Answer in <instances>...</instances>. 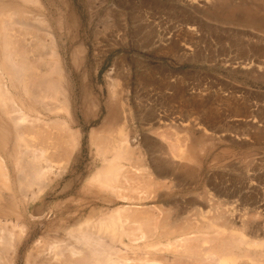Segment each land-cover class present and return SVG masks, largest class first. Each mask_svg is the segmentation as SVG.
<instances>
[{
    "label": "rangeland",
    "instance_id": "obj_1",
    "mask_svg": "<svg viewBox=\"0 0 264 264\" xmlns=\"http://www.w3.org/2000/svg\"><path fill=\"white\" fill-rule=\"evenodd\" d=\"M0 1L5 3L6 0ZM7 1L8 3L5 4L9 5L10 8L13 6V11L17 8L20 9L14 6L19 4V0H16L17 3L14 0ZM20 1L31 10L32 17L41 15L45 18L49 27L44 26V29L47 30L43 32V27L41 28V25L38 24L35 25L34 22H31L33 25L30 23L27 27L11 23L14 26L10 30L18 26L17 29L20 31V27H24L20 33L25 34L26 39L29 35V39L25 40L24 36L19 34L15 28V31L10 35L13 34L18 45L14 40L12 41V35L9 36L12 37L9 41L12 45H9L11 52L9 49L7 51L11 55L13 48H16L19 52L22 51V57L25 53L26 56L24 57L26 58L30 51L37 49L36 56L34 52L31 53V62H28L29 56L27 57L28 60L26 58L29 65V63L38 60L37 57L40 58L46 54L44 52L47 50H49L48 54L57 50L59 55L50 53L52 56L48 57L51 58L50 60L44 55L45 57L39 59L40 62L37 63L36 61V65L35 63L31 65L36 68L44 61L42 63H46L47 66V63L51 61V65L41 66L42 68L38 66L37 68L48 69L49 66L52 67L49 69L52 70V73L49 74L63 82L60 83L58 79L57 83L60 84L57 86L62 84L64 87V90L58 88L56 90L59 92L54 91L53 93H58L61 97L57 94V99L61 98V100L63 99L62 102L67 103L64 106V103L61 104V100L50 99V96L42 99L36 90H28L26 95L25 90H23L24 87H20V89L13 87L11 91L9 78L6 77L3 80L7 87L9 86V91L17 103L32 118H34V112L36 114L38 110L40 115H43L42 117H47L46 120L43 118L38 123L35 121V126L26 125L30 130L31 127H36V130L38 132L40 130L42 134L37 131L35 134L32 132L33 135L31 134V136H34L32 138L27 133L26 137L32 139H28V141L24 137L25 141L27 140L29 143L28 146H26L27 144L22 145L20 155L22 154L24 159L33 158V162L44 165L45 159L49 160V157L54 153L53 146L57 145L56 142L67 141L66 143L70 142L69 146L73 147H68L70 148L68 152L72 150V153L70 152L66 158L68 159L67 162L64 158L62 160L64 159L65 162L60 160V157L58 160L62 162L59 163L57 160V164L54 163L57 168L53 166L54 168L52 167L49 171L51 172L50 175L48 172L47 175L49 176L46 178L43 189L39 190L37 186L33 185L34 189L29 188V185L27 192L24 190L25 200L20 198L21 201L19 202V199L13 205L14 213L15 211L16 213L19 212L18 215L15 213L19 216V220H12L15 221L14 225L16 226L13 236L16 237L13 243L15 248L13 247L14 249L12 248L5 254L2 264H73L74 262L65 261L71 257L69 253L67 259H62L64 255L59 257L61 260L57 256L51 257L49 246L52 243L58 244L60 241L63 245L66 242L72 243L80 238L89 240L90 247L100 248L99 250L102 252H99L100 255L97 259L101 261L95 260V262H103L102 264H107L105 260H107L108 253H110V256L107 257L109 264L112 262L113 264H165L168 258L170 260L167 261V264H177L178 262L181 264L186 261L187 257V261L194 262L182 264H196L199 261L196 259L198 256H195L198 251L192 255L195 256V260L192 259L193 257L189 259V255L191 256L192 253L189 251L197 246H201L204 250L205 248L208 250V247L212 249L213 245H209L213 244L214 240H211L210 243L207 242L209 245L206 243L210 239L209 236L212 237V235L203 234L208 235V238L202 237L203 239L206 237V241H204L206 238L203 240L199 236L200 234L199 237L196 235L197 240L194 239V236L193 238L190 237L191 240L186 239L187 241L184 238H177L178 243L174 239L164 238L163 234L168 233L169 229L171 231L172 226L178 225L176 218L191 214L188 217L195 220L198 216L192 215L195 214L194 212L197 214L204 213L207 216L211 215L207 218H212L213 221L221 217V220L217 221L219 223L216 221L215 223L222 226L225 216V218L227 217L226 222L230 226V221L227 220H230L231 213L237 215L242 212L244 217L247 214V220L250 219V222L260 217H262L261 220L257 221L263 220L264 0H38L39 2L34 0L36 3L33 0V2ZM10 2L12 4H9ZM5 4L2 5L0 2V8L6 6ZM30 25L32 33L28 27ZM7 27H10V24H7ZM34 28L39 30L34 31ZM48 29L51 30L50 34H54L56 37L55 39L54 36L53 38L51 36L54 41L51 39L49 42L50 36H48L49 39H44L45 34L47 35L49 32ZM26 30H29L27 32L30 33L27 34ZM36 33L40 35L37 36L38 38L35 37ZM50 34L48 33V35ZM20 36H22V40L19 39ZM41 37L45 40L42 45H40ZM33 38L34 41L39 42H35L38 44L36 49L20 50L22 41H26L25 44L31 41L26 48L27 50L32 49ZM13 42L17 46H13ZM51 42L56 45L55 48L51 46L53 44L47 46ZM21 44L25 48L24 42ZM3 45V42L0 41L1 64L3 59L9 58L5 56L6 49L2 48ZM38 46L42 47L38 48ZM3 51L5 52L4 56L2 55ZM38 51L40 56L37 55ZM19 52L18 54L21 55ZM34 57L36 58L33 61ZM12 58H10L12 61L14 58L18 59V63L16 60L14 61L19 64L20 58L15 56ZM52 62L61 64H58V70L55 69L57 65H52L54 64ZM35 68H31L32 70L29 71L28 67L26 71L33 72ZM61 68L62 75L59 73ZM37 70L40 72V69ZM53 71L59 73V76ZM28 83L30 84V81L24 84L26 88ZM17 88L20 93L15 91ZM34 93L38 99L33 98ZM54 94L51 93L50 95L53 96ZM39 98L41 103L38 101ZM42 100L45 102L49 100L51 104L59 101L60 105H58L63 106L60 108L61 110H58L60 115L56 111L57 109L49 103L46 105L47 108L43 107L45 102L42 103ZM48 107H51L49 109H52V113L48 111ZM45 109L48 113L45 112ZM53 111H56V114ZM60 118L61 120H59ZM56 120L59 121L55 122ZM45 121L51 122L48 124ZM52 121L59 126L60 123L63 124L60 127L63 128L62 131L56 128V124L54 129ZM41 122L45 124L42 126ZM37 125L41 128L46 127L44 130L47 129V131L52 129L58 133L61 132L59 136L56 134L57 138L61 134L64 137L61 136V141L60 138L56 140L55 135H50L49 131L39 129ZM64 128L66 129L65 132ZM31 131H34L33 128ZM127 132L130 135H127ZM40 134L50 135L48 139L54 138L52 140L56 144L51 146L52 140H45L47 137L42 136L43 138L38 139L36 136H41ZM68 134L70 137H65ZM71 137L73 138L72 142L67 140ZM41 138H45V142H42ZM34 141L39 142L38 145L41 144L40 141L42 143L51 142L50 145L46 144V146L52 147L51 152L53 153L47 151L49 155L44 156V160L41 159L40 154L44 152L43 155H45V150L48 147L44 146L45 144H42L44 148L37 144L38 147H36ZM118 143L125 144L127 147L130 146L131 149L130 147L124 149H130L128 151L131 153L124 152L123 147L125 145L121 148L122 145ZM115 144L121 145L120 148L123 149L122 152L124 153L123 156L121 154L123 158L114 161L112 160L114 152L121 151L119 148L117 150ZM29 145H32L34 149L40 147L45 150L39 149L40 154H38V151L35 150L37 151L35 153L34 149L31 148L32 146L29 147ZM169 146H172V149ZM159 147L160 150L157 149ZM168 147L169 152L167 151ZM50 148L49 150H51ZM98 148L102 150H98ZM30 149L31 153L36 155H28L31 154ZM162 150L167 157L159 153ZM166 151L171 154L170 158L173 156L176 159L175 155L180 154L181 156L179 151H183L182 156L184 158L179 157V159L181 158V165L178 170L179 159L176 161L177 165L175 161L172 162L173 157L169 162V154ZM174 152L178 153L175 154ZM191 153L193 154L191 155ZM38 156L44 162H41L40 159L36 161ZM157 156L163 159L160 160ZM153 158L157 160L155 159V161ZM185 158L189 161H184ZM166 160L169 164L171 163L169 170H167L169 164ZM112 161L113 164L110 167ZM161 161H164L163 164L166 162L164 169L161 167L159 169V165L162 164ZM183 161L187 163H182ZM163 164L161 165L162 168ZM116 167L123 168L117 170ZM114 169L116 172H113ZM107 170L109 173L106 172ZM158 170L160 173L164 170L162 175H165V179L155 174V171L159 172ZM105 173H108V179L110 178L109 174L114 179L118 176V179H115L116 181L113 179L112 182L110 178L109 183L107 177L105 179ZM114 175L115 177H112ZM103 179L107 180L108 183ZM123 179L130 181L126 182ZM147 182L149 183L147 184ZM172 182L174 183L172 184ZM160 183L163 185L160 186ZM155 186L157 189L154 188ZM160 187H164L163 190ZM157 191L160 193L159 195ZM217 200H219V205L227 203V207L226 205L218 206L215 203ZM230 202L231 205L229 206ZM227 208L229 209L227 210ZM237 210L239 212L234 213ZM111 211L112 216L108 215L111 214ZM117 211L119 212L116 217L113 213ZM217 212H220V216ZM225 213L226 215L222 216ZM173 214L176 216L179 214V216L176 217ZM103 216L112 219L103 220ZM250 217H253L252 220ZM183 222L180 223L183 224ZM224 225L226 224L224 223ZM239 225L234 226L237 229L238 227L243 229L249 238L248 226ZM137 226L141 227L138 228ZM244 228H247L248 232L244 231ZM161 229L162 231H160ZM126 230L127 233L125 234ZM164 230L166 233H163ZM111 241L113 242L111 243ZM91 242H93L92 245ZM202 242L203 245L206 243V246L203 247ZM215 243L217 242L215 241ZM215 243L214 247L216 246ZM64 246L66 247V245ZM61 247L59 248L61 249ZM65 247L64 249H66ZM198 247L197 249L200 251L201 247ZM113 250L114 253H112ZM209 250L208 252H214V249ZM64 251L66 256L67 250ZM220 254H222L221 251L218 255ZM83 256L87 257L85 254ZM83 256H77L75 260L72 257L71 259L76 263V260L79 259L83 263L81 261V259L85 260ZM91 258L90 263L86 259L87 264H94V257ZM179 258L185 260L178 261ZM63 260L65 262H62Z\"/></svg>",
    "mask_w": 264,
    "mask_h": 264
},
{
    "label": "bare ground",
    "instance_id": "obj_2",
    "mask_svg": "<svg viewBox=\"0 0 264 264\" xmlns=\"http://www.w3.org/2000/svg\"><path fill=\"white\" fill-rule=\"evenodd\" d=\"M5 1V0H4ZM10 1H13V0H10ZM15 2H16V0H14ZM24 1V0H23ZM29 1H31V2H33L32 0H28L27 2H29ZM36 1H38V0H36ZM36 1H34V3H36ZM1 2V4L2 5H4L6 2L8 3V1L6 0L5 1V3L4 2H2V1H0ZM19 2V4H16V5H14V6H17V7H19L20 9H18L17 7V9H15L14 11H13V9H12V7L10 8L9 7V5H6V6H2V8H0V41L1 42H3V47L2 48H5L6 50H5V52H6V54H5V52L4 53H2V55L4 56V54H5V56H7V57H9L8 59H3V62H2V64L0 63V264H2V263H4V259H3V257L5 256V254L8 252V251H11L12 250V248L14 247L13 245V243H14V241H15V239H16V237H13L14 236V230H15V225H14V222L12 221L13 219H18L19 220V216H17L18 215V213H16V211H15V213L17 214H15L14 213V211L12 210V208H13V205L15 204V202L16 201H18L20 198L22 199V198H24V200H25V195H24V190H25V192H27L26 190H28L30 187H32V185L33 186H37L38 187V189L40 190V189H43V187L45 186L44 184L46 183V178H47V176H49L50 175V173L51 172H49L51 169H52V167L54 166V163H56L57 164V162L59 161L58 159H60V157H61V159L60 160H62V158H64V159H66V158H68V155L70 154V152L72 151H70V152H68L69 151V149L71 148V147H73V146H69V143H66L67 141H61V136L62 137H64V135H62L61 134V136L59 137L60 138V141L61 142H56L57 143V145H55V146H53L54 145V141L52 140V139H54V138H52V136L53 135H55L56 136V134H58V136L60 135L59 133H61V132H56L55 130L53 131L52 129H50V130H48L49 131V134L51 135V134H53L52 136H51V138L52 139H50V141L52 140V143L51 142H46V143H42V142H45V140H47L48 139V137H50V135L48 136V134H47V136L45 135H41L42 134V132H40V130H39V132L41 133L40 135L41 136H36V137H38V139H40V137H47L45 140L44 139H42L41 141H40V143L41 144H39L40 146H42L43 148H44V146H46V144H49L50 145V143H51V146H53V148H54V150H53V152H51L52 151V147L50 148V146L49 145H47L46 147H48V149L47 150H45V149H42V148H40L39 147V149H42L41 151H43V150H45L46 151V153H45V155H43L44 154V152H43V154H40L39 153V149H37L36 147H38L39 145H38V143H36L37 141H39L38 139H37V141L34 143L35 145H36V147H35V149H34V147L32 146V145H29V147H31V148H33L34 149V151L35 150H37V151H35V153L37 152L38 154H40V156L42 157L41 159H43L44 158V156H48L49 155V152H51V157H49L50 159L49 160H46L45 159V162H44V165L43 164H38V162L37 163H35V161L33 162V158H29L28 157V159H24V157H22V154L20 155V151H21V147H22V145L24 144V145H26V146H28V139H32L34 136H31V134H32V132H33V134H35L36 132L35 131H37L36 130V127L34 128V127H31V130H32V128H33V130L34 131H31L30 130V128L29 127H26V125L28 124V125H33V126H35L34 124H36V122L35 121H37V123H38V121L40 122L43 118H45V117H42L40 114V112H39V110H38V112L35 114V112H34V118H32L31 117V115L28 113V112H26L25 110H24V108L23 107H21L18 103H17V101L14 99V97H13V95H12V93L9 91V86H10V90H11V88L13 89V87L14 88H16V87H19V89H20V87H24L23 88V90H25L24 92H26L25 94L27 95V91L28 90H36V91H38L39 93H40V95H41V97H42V99H45L47 96L49 97L50 96V99H56V101L57 100H61V98L60 99H57V94L58 93H53L54 91H58V90H56V89H58V88H60V90H61V88H63V90H64V87L62 86V84L60 85V86H57V84H60V83H63V82H60L61 80L59 79V82L60 83H57L58 82V79L55 77V76H51L49 73L51 72L52 73V70L50 71L49 69H51L52 67H50L49 66V68L47 69H41L42 67L41 66H43V67H47L49 64L51 65V61L49 62V63H47L48 65L46 66V63L44 64V63H42V62H44V61H42L41 63H40V65H38L39 67H41V68H37V69H40V72H39V70H37L35 67H33V65H31V64H34L36 61H37V63L38 62H40L39 61V59H41L42 57H45L44 55H46L47 57L46 58H48L49 56H51L50 55V53L51 54H54V53H56L57 54V50L56 51H54V52H50L49 54L47 53V52H49V50H47V52H44V53H46V54H43L40 58L39 57H37L38 58V60H35V58L36 57H34V59H33V61H34V63H29V65L27 64V60H28V56H29V61L28 62H31V59L32 58H30V56H31V53L33 54V52H34V55L36 56V51H37V49H36V45H38V44H35V42L37 41H34L35 39V37H37V36H40V35H38L37 33V35L33 38V42H34V45H35V48H34V45L32 44L31 46H33V48L31 49H29V50H27V45L29 46V43L31 42V41H29L28 42V44H25V42L26 41H22V42H24V46H25V48L23 47V45L20 43V47L22 46L23 47V49H21L20 48V50H24V49H26V51H30V50H33V49H36V50H34V51H30L29 53L30 54H28L27 52V54H28V56L26 57L27 58V60H26V58L24 57V56H26V54L24 53V56L22 57V51L21 52H19L16 48H13L14 50L12 51V53H11V55H10V50H11V46H10V48H9V45L11 44L12 45V43H10L9 41H11L10 39H12V37H13V39H12V41L15 39L16 40V38L13 36V34H11L12 35V37L10 38L9 36H11L10 35V33H13L14 31H15V28L17 29V28H19L18 26H16L12 31L10 30V28L11 27H13L14 25H12L11 23H15V24H19V25H21V26H26L27 27V25H29L31 22L33 23L34 22V24L35 25H41L40 27L42 28L43 27V29H42V31L43 32H45L47 29H44L45 27L44 26H46V27H49L48 26V24H47V21H46V19L45 18H43V17H41V15H39V16H34V17H32L31 16V14H30V11L31 10H29V8L27 7V5L25 6L24 4H23V2L22 3H20L21 1L19 0L18 1ZM27 2H26V4H27ZM39 2V1H38ZM38 2H37V4H38ZM4 3V4H3ZM17 3V2H16ZM209 3V2H208ZM9 4H12L11 2L9 3ZM37 4H35V5H37ZM40 4V3H39ZM7 8V9H6ZM14 8V7H13ZM34 10V9H33ZM39 10V9H38ZM31 13H33V12H31ZM35 15V14H34ZM36 15H38V14H36ZM43 16V15H42ZM31 19H33V21H31ZM31 23V25H33ZM7 24L9 25L10 24V27H7ZM12 25V26H11ZM31 25L30 26H28L29 28L31 27ZM34 27H36V26H34ZM39 27V29H40V31H41V28ZM24 28V27H23ZM22 27H20V31H21V29H23ZM10 30V32H8L9 30ZM26 29V28H25ZM31 29V28H30ZM29 29V30H30ZM38 29V28H37ZM36 29V30H37ZM38 29V30H39ZM18 31H19V29H17ZM29 30H26V32L27 31H29ZM34 31H36L35 30V28L33 29ZM45 30V31H44ZM49 30V29H48ZM192 30V29H191ZM20 31H19V34H22V36H24L23 35V33H20ZM33 31V32H34ZM39 31V32H40ZM50 31L51 30H49V34H50ZM22 32V31H21ZM31 33H32V29H31V31H30ZM30 32H27V34H29ZM38 32V33H39ZM48 33H47V35L45 34V40L46 39H49V42L51 41V39L53 38V36H54V34L53 35H48ZM16 34V33H15ZM14 34V35H15ZM39 34H41V33H39ZM44 35V34H43ZM16 36V35H15ZM17 36H19V35H17ZM22 36H20L19 37V39H23V38H25V36L22 38ZM42 36V35H41ZM47 36V37H46ZM48 36H50L49 38H48ZM51 36H52V38H51ZM28 37H29V35H28ZM27 37V39H29ZM55 37V36H54ZM38 38V37H37ZM40 38V37H39ZM26 38H25V40H27ZM55 39H56V37H55ZM14 40V41H15ZM20 40V41H21ZM41 44L40 45H42V42H44L45 40H43V37H41ZM53 41H54V39H52ZM52 41V42H53ZM16 42V44L18 45V42L17 41H15ZM38 42V41H37ZM48 42V43H49ZM50 43V44H47V46H50L51 44H53V43ZM27 43V42H26ZM39 43V42H38ZM13 44H14V42H13ZM46 44V43H45ZM55 44H56V42H55ZM17 45H13V46H17ZM44 46V45H43ZM51 46H53L54 48H55V46L56 45H51ZM27 47V48H26ZM42 46H38V48H41ZM19 48V47H18ZM44 48V47H43ZM47 48H49V47H47ZM76 48V47H75ZM7 49H9V53H8V51H7ZM46 49V48H45ZM44 49V50H45ZM50 49V48H49ZM53 49V48H52ZM16 50H17V53H16ZM39 51H40V49H38ZM42 50V49H41ZM39 51H38V53H37V55L38 56H40L39 54L41 53V51H40V53H39ZM252 51V50H251ZM18 52L21 54V55H19L18 54ZM24 52V51H23ZM48 54V55H47ZM56 54H54V55H56ZM73 54V53H72ZM1 55V56H2ZM13 55V56H12ZM33 55V56H34ZM53 55V57H55ZM57 55H59V53L57 54ZM74 55V54H73ZM17 57V58H20L19 60H20V62H19V64H17L18 63V59L16 60L15 58H14V60H16L17 61V63L13 60L12 61V57ZM52 57V56H51ZM57 57V56H56ZM6 58V57H5ZM10 58H12L11 60H10ZM58 58V57H57ZM1 59V58H0ZM49 59V58H48ZM51 59V58H50ZM49 59V60H50ZM78 60V59H77ZM32 61V62H33ZM71 61V60H70ZM46 62V61H45ZM48 62V61H47ZM60 62V61H59ZM59 62H58V64H59ZM52 63H54V62H52ZM21 64V66H18V65H20ZM43 64V65H42ZM55 64L57 65V68H55V69H59V67H58V64L57 63H54V64H52V65H54L55 66ZM28 65V66H27ZM35 65H36V63H35ZM34 65V66H35ZM59 65H61V64H59ZM17 66V67H16ZM26 66H27V68H26ZM53 66V67H54ZM19 67H20V69H19ZM28 67H29V71L30 70H32L31 68H35L34 70H33V72L31 71V72H28V71H26L27 69H28ZM61 67V66H60ZM54 68H53V70H55ZM57 70H55V71H57ZM61 72H59L60 74L63 72L62 71V68H61V70H60ZM53 73H56V72H54L53 71ZM58 73V74H59ZM47 74H49V75H47ZM57 73H56V75H58ZM55 75V74H54ZM62 75V74H61ZM59 76V75H58ZM67 76V75H66ZM6 77H8L9 79L8 80H10L9 82L11 83V84H9V86L7 87V85L5 84V81H3L4 79H6ZM56 79H55V78ZM28 81H30V84L28 83V86H27V88L24 86V84H25V82L27 83ZM64 81V80H63ZM64 85V84H63ZM56 86H57V88H56ZM65 86V85H64ZM18 88L15 90V91H17V90H19ZM55 89V90H54ZM62 90V91H63ZM67 90V89H66ZM12 91V90H11ZM14 91V90H13ZM21 91H22V89H21ZM17 92H19L20 93V91H17ZM23 92V93H24ZM35 92V91H34ZM38 92L36 93L37 95H38ZM59 92V91H58ZM52 93V94H54L53 96L52 95H50V94ZM63 93V92H62ZM16 94V93H15ZM35 94V93H34ZM33 95V98L35 99V97L38 99V97H37V95ZM49 94V95H48ZM65 94H66V92H65ZM39 95V96H40ZM59 95V94H58ZM22 96V95H21ZM30 96V95H29ZM51 96H52V98H51ZM60 96V95H59ZM61 97V96H60ZM24 98V97H23ZM59 98V97H58ZM64 98V97H63ZM67 98V97H66ZM30 99V98H29ZM63 100V99H62ZM62 100H61V102H62ZM66 100V99H65ZM39 103H41V100H40V98H39ZM43 102L42 103H44L45 102V100H42ZM51 101V100H50ZM54 101V100H53ZM59 101H58V103L57 102H54V104L52 103H50L49 102V100H48V102H47V100H46V102H45V106H43V107H45V108H47L46 107V105L49 103V104H51V106L53 105V107H55V109H57L56 111L58 112V110H61L60 108L61 107H63L62 105L61 106H59L60 105V103H59ZM52 102V101H51ZM66 102H68V101H66ZM55 103L58 105V107H57V105L55 106ZM64 103V101L61 103V104H63ZM67 104V103H66ZM66 104L64 103V106H66ZM22 105H23V103H22ZM34 106V105H33ZM52 107V108H53ZM49 108H51V107H48V111L50 112L51 110L49 109ZM55 109H53V110H55ZM62 109H65V108H62ZM66 109H67V107H66ZM41 111V110H40ZM44 111V110H43ZM48 111L45 109V112H47L48 113ZM56 111L54 112L53 111V113H55L56 114ZM42 112V111H41ZM51 113H52V111H51ZM58 114H59V112H58ZM65 114V113H64ZM50 116H52L51 114H49ZM60 115V114H59ZM45 116V115H44ZM47 116V115H46ZM54 116H56V115H54ZM53 116V117H54ZM63 116V115H62ZM57 117V116H56ZM55 117V118H56ZM59 117V116H58ZM114 117V116H113ZM32 118V119H31ZM67 118V117H66ZM47 119V117L45 118V120ZM53 119V118H52ZM51 119V120H52ZM50 120V119H49ZM59 120H61V118L59 119ZM59 120H56L55 122H57V121H59ZM66 120V119H65ZM68 120V119H67ZM66 120V121H67ZM45 122H47V121H45ZM51 121H49V123H50ZM53 123V121H52V126H53V128L55 129V124L57 125V123ZM69 123H70V121H68ZM48 123V122H47ZM48 123V124H49ZM41 124H42V122H41ZM43 124H45V123H43ZM43 124H42V126H43ZM47 125V124H46ZM63 125V124H62ZM62 125H61V123H60V126H59V124L57 125V126H59V127H57L56 126V128H58L59 130H61L62 131V129L60 128V127H62ZM71 125V124H70ZM51 126V125H50ZM37 127H38V125H37ZM64 127V126H63ZM39 129H45L44 127L43 128H41V126L40 127H38ZM37 128V129H38ZM50 128H52V127H50ZM66 128V127H65ZM64 128V132L66 131V129ZM28 130V131H27ZM30 130V131H29ZM42 131V130H41ZM44 131H46V132H48L47 131V129L46 130H44ZM52 133H51V132ZM71 131V130H70ZM24 132H26V133H24ZM31 132V133H30ZM38 132V131H37ZM38 132V133H39ZM56 132V133H55ZM27 133H29L28 135H29V137H32V138H27L26 137V135H27ZM67 133H70V132H67ZM128 133V132H127ZM129 133H131L130 131H129ZM127 134V135H130V134ZM32 134V135H33ZM65 134V133H64ZM134 134V133H133ZM38 135V134H37ZM58 136H56V140L58 139L59 140V138H57ZM66 136H69V134L68 135H65V137ZM28 140H26L25 141V138ZM35 137V138H36ZM70 137V136H69ZM124 137V136H123ZM226 137V136H225ZM131 139H132V137H130ZM48 139V140H49ZM72 137H71V139L70 138H68L67 140H71V142H72ZM134 139V138H133ZM135 139H137V138H135ZM34 140V139H33ZM33 140H31L32 142H33ZM62 140H63V138H62ZM103 140V139H102ZM130 140V139H129ZM143 140V139H142ZM25 141V143H23ZM105 142H106V140H104ZM113 141V140H112ZM135 141V140H134ZM31 142V143H32ZM104 142V143H105ZM115 142H116V140H115ZM119 142V141H118ZM55 143V144H56ZM66 143V144H65ZM117 143V142H116ZM129 143H131V142H129ZM33 144V143H32ZM44 146H43V145ZM71 144V143H70ZM101 144H103V143H101ZM118 144H121V143H118ZM118 144L116 145L117 147V150H119V149H121L125 144H121V145H119L118 146ZM134 144V143H133ZM107 145V144H106ZM174 146H176L175 144H173ZM120 146H121V148H120ZM184 146V145H183ZM182 146V147H183ZM45 147V148H46ZM68 147H70V148H68ZM101 147V146H100ZM127 147V145H125L124 147H123V149L124 148H126ZM128 147H130V146H128ZM127 147V148H128ZM170 147V146H169ZM169 147L167 148V151H168V149H169ZM172 147V146H171ZM170 147V148H171ZM180 147H181V145H180ZM27 148V147H26ZM49 148L51 149V150H49ZM102 149H103V147H101ZM101 148H98V150L100 149V150H102ZM119 148V149H118ZM29 149V148H28ZM27 149V150H28ZM32 149V150H33ZM115 149V148H114ZM123 149H121V151L120 152H117V151H115L114 152V156L111 154V156H113L114 158H112V160H116V159H121V158H123L122 156H123V153L124 152H126V151H128V150H130L131 149V147H130V149H127V150H125L124 149V152H122L123 151ZM155 149V148H154ZM157 149H159L160 150V147L159 148H157ZM163 149V148H162ZM172 149V148H171ZM170 149V150H171ZM174 149V148H173ZM177 149H178V147H177ZM177 149H176V151H177ZM164 150V149H163ZM163 150L161 151V152H159V153H161V154H163ZM188 150V149H187ZM34 151H32V152H34ZM47 151H49V152H47ZM112 151H114V150H112ZM166 151V152H167ZM172 151V150H171ZM174 151V150H173ZM129 152V151H128ZM169 152V151H168ZM167 152V153H168ZM183 151H179V153H181V156H180V154L177 156V155H175L176 157H177V159L176 158H174L173 156V160L170 158V156H171V154H169V158L168 159H170V161L169 162H171V160H172V162L173 161H175V164L177 163L176 161L179 159V157H181V158H184L183 156H182V153ZM30 153H31V149H30ZM42 153V152H41ZM48 153V154H47ZM72 153V152H71ZM129 153H131V152H129ZM175 154L176 153H178V152H174ZM186 153V152H185ZM188 153V152H187ZM27 154H28V151H27ZM121 154H122V156H121ZM126 154H128V153H126ZM160 154V155H161ZM173 154V153H172ZM193 153H191V155H192ZM28 155H30V156H32V155H36V154H28ZM27 155V156H28ZM43 155V156H42ZM99 155H101V154H99ZM164 156H166L165 154H163ZM174 155V154H173ZM191 155H189V156H191ZM26 156V155H25ZM36 157V156H35ZM70 157V156H69ZM158 157V156H157ZM161 157H163L162 155H161ZM167 157V156H166ZM192 157V156H191ZM195 157V156H194ZM14 160H13V159ZM26 158V157H25ZM159 158V157H158ZM180 158V159H181ZM186 158H188V157H186ZM184 159V161L186 160H188V159ZM31 159H32V162H31ZM38 159V160H37ZM37 159H36V161H39V159H40V157L38 156L37 157ZM41 159H40V161H41ZM64 159L62 160V161H64ZM111 159V158H110ZM109 159V160H110ZM154 159V158H153ZM156 159V158H155ZM154 159V160H155ZM160 159V158H159ZM163 159V158H162ZM162 159H160V160H162ZM176 159V160H175ZM179 159V160H180ZM189 159H191V158H189ZM193 159V158H192ZM13 160V161H12ZM35 160V159H34ZM58 160V161H57ZM67 160L68 159H66L65 161L67 162ZM153 160V161H154ZM157 160V159H156ZM155 160V161H156ZM164 160H165V157H164ZM178 160V162H179V164L177 165L178 166V168H177V170L179 169V167H180V165H181V160L179 161ZM41 161V162H42ZM61 161V162H62ZM64 161V162H65ZM108 161V160H107ZM182 162V163H187V162ZM189 161V160H188ZM60 161H59V163H61ZM126 162V161H125ZM160 162V161H159ZM158 162V163H159ZM164 162V161H163ZM163 162L161 161V163L163 164ZM166 162H167V160H166ZM166 162L163 164V168H162V164H160L159 165V169H160V167H161V169H164V167L166 166L165 164H166ZM169 162H167L168 164H169ZM45 163H48V164H46L45 165ZM58 163V164H59ZM188 163H190V162H188ZM113 164V161H112V163L109 165L110 167H111V165ZM154 164V163H153ZM167 164V165H168ZM171 164V163H170ZM170 164H169V166H167L168 167V169L167 170H169V167H170ZM172 165L173 166H175L173 163H172ZM184 165V164H183ZM108 166V167H109ZM132 166V165H131ZM172 166V168H174ZM54 167H56V166H54ZM53 167V168H54ZM124 167V166H123ZM123 167H116L117 168V170H118V168H119V170H121V168H123ZM154 167V166H153ZM57 168V167H56ZM125 168V167H124ZM126 168H128V167H126ZM158 168V167H157ZM171 168V167H170ZM166 169V168H165ZM183 169H185V170H187V168H184L183 167ZM115 170V169H114ZM57 171V170H56ZM111 171H113V170H111ZM110 171V172H111ZM159 171V170H158ZM164 171V170H163ZM162 171V172H163ZM48 172H49V175H47L48 174ZM106 172H108V170L106 171ZM113 172H116V170L115 171H113ZM120 172V171H119ZM136 172V171H135ZM156 173V175L157 176H159V177H162V178H164L165 179V175L163 174L162 175V172L160 173V171L159 172H157V171H155ZM190 172V171H189ZM109 173V172H108ZM108 173H105L104 175H105V179H106V177H107V180L109 181V179L111 178V176H110V174H109V179H108ZM175 173H176V171H175ZM188 173V172H187ZM171 174V173H170ZM191 174V173H190ZM98 175H99V173H98ZM107 175V176H106ZM172 175V174H171ZM128 176V175H127ZM131 176V175H130ZM164 176V177H163ZM192 176H194V175H192ZM112 177H115V175L114 176H112ZM118 177V176H117ZM117 177H115V179H118ZM149 177V176H148ZM159 177H157V178H159ZM97 178V177H96ZM123 178V177H122ZM133 178H134V176H133ZM166 178H168V177H166ZM99 179V178H98ZM105 179H103V181L105 180ZM112 179V180H111ZM110 179V181H114L115 179L114 178H111ZM114 179V180H113ZM127 179V178H126ZM130 179V178H129ZM132 179V178H131ZM130 179V180H131ZM140 179V178H139ZM138 179V180H139ZM143 179V178H142ZM149 179V178H148ZM151 179V178H150ZM156 179V178H155ZM154 179V180H155ZM182 179V178H181ZM192 179V178H191ZM48 180V179H47ZM107 180H105L107 183H108V181ZM122 180V179H121ZM123 180H125V179H123ZM130 180H127V181H130ZM143 180H145V179H143ZM172 180H174V179H172ZM183 180V179H182ZM102 181V182H103ZM110 181H109V183H110ZM116 181V180H115ZM126 181V180H125ZM126 181V182H127ZM136 181H137V179H136ZM147 181V180H146ZM146 181H145V183H146ZM164 181V180H163ZM179 181V180H178ZM177 181V182H178ZM181 181V180H180ZM193 181V180H192ZM251 181V180H250ZM106 182H103V183H106ZM160 182H162V181H160ZM166 182V181H165ZM194 182V181H193ZM122 183H124V182H122ZM136 183V182H135ZM144 183V184H145ZM149 182H147V184H148ZM158 183H159V181H158ZM167 183V182H166ZM171 183V182H170ZM174 182H172V184H173ZM176 183V182H175ZM181 183V182H180ZM190 183V182H189ZM113 184H116V183H113ZM118 184V183H117ZM183 184H184V182H183ZM188 184V183H187ZM194 184V183H193ZM196 184V183H195ZM30 185V186H29ZM121 185V184H120ZM124 185H125V183H124ZM123 185V186H124ZM133 185V184H132ZM154 185H155V183H154ZM156 185H157V183H156ZM163 185V184H162ZM161 185V183H160V186H162ZM167 185V184H166ZM177 185V184H176ZM182 185V184H181ZM188 185H190V184H188ZM192 185V184H191ZM251 185V184H250ZM28 186H29V188H28ZM136 186V185H135ZM145 186V185H144ZM147 186V185H146ZM130 187V186H129ZM157 187H158V185H157ZM168 187H169V185H168ZM33 188V187H32ZM113 188V187H112ZM147 188V187H146ZM149 188V187H148ZM154 188H156V186L154 187ZM160 188H162V190H163V188L164 187H160ZM205 188V187H204ZM243 188H245V187H243ZM242 188V189H243ZM254 188V187H253ZM252 188V189H253ZM34 189V188H33ZM35 189H37V188H35ZM104 189V188H103ZM105 189H108V188H105ZM118 189V188H117ZM134 189V188H133ZM157 189V188H156ZM209 189V188H208ZM246 189H247V187H246ZM250 189V188H249ZM109 190V189H108ZM115 190H116V188H115ZM241 190V189H240ZM36 191V190H35ZM159 191H161V189H159ZM219 191V190H218ZM117 192V191H116ZM116 192H114V193H116ZM217 192V191H216ZM220 192H222L223 193V191H221L220 190ZM249 192V191H248ZM29 193V192H28ZM110 193V192H109ZM113 193V192H112ZM111 193V194H112ZM161 193H163V192H161ZM26 194V196H27V193H25ZM155 194V193H154ZM157 194L159 195L160 193H158V191H157ZM203 194H205V193H203ZM224 194V193H223ZM236 194V193H235ZM156 195V194H155ZM164 195V194H163ZM238 195V194H237ZM114 196V195H113ZM220 196V195H219ZM225 196V195H224ZM156 197H157V195H156ZM163 197H165V195L163 196ZM198 197H200V196H198ZM201 197H202V195H201ZM211 198V197H210ZM219 198V197H218ZM227 198V197H226ZM21 199L19 200V202L21 201ZM158 199H159V197H158ZM220 199V198H219ZM197 200H199V199H197ZM211 200V199H210ZM161 201V200H160ZM195 201H196V199H195ZM201 201V200H200ZM219 200H217V202H215V203H219L218 202ZM229 201V200H228ZM232 201V200H231ZM26 202V201H25ZM24 202V203H25ZM202 202V201H201ZM209 202V201H208ZM224 202V201H223ZM223 202H221V203H223ZM227 202V201H226ZM225 202V203H226ZM22 203V202H21ZM27 203V202H26ZM26 203H25V205H26ZM203 203H205V202H203ZM211 203H212V200H211ZM210 203V204H211ZM19 204V203H18ZM202 204V203H201ZM210 204H208V205H210ZM220 204V203H219ZM218 204V206H223V205H226V204H224L223 203V205L221 204V205H219ZM233 204V203H232ZM216 205V204H215ZM228 205V204H227ZM227 205H226V207H227ZM231 205V202H230V204H229V206ZM19 206V205H18ZM23 206V205H22ZM194 206V205H193ZM200 206V205H199ZM228 206V207H229ZM238 206H241V205H238ZM260 206V205H259ZM24 207V206H23ZM191 207H192V205H191ZM258 207V206H257ZM202 208V207H201ZM205 208H207L206 206H205ZM216 209H217V207H215ZM224 208V207H223ZM230 208V207H229ZM229 208H227V210L229 209ZM203 209V208H202ZM215 209V210H216ZM259 209V208H258ZM125 210V209H124ZM182 210H184V209H182ZM187 210H189V209H187ZM186 210V211H187ZM194 210V209H193ZM235 210H236V208H235ZM252 210V209H251ZM113 211V210H112ZM112 211H111V214L109 213L108 215H110V216H112ZM181 211V210H180ZM185 211V212H186ZM192 211V210H191ZM190 211V212H191ZM199 211H201V210H199ZM206 211V210H205ZM210 211H211V209H210ZM218 211V210H217ZM257 211V210H256ZM109 212V211H108ZM118 212L119 211H117V212H114L113 214H115V216L117 215L118 216ZM178 212V211H177ZM177 212H176V214H177ZM182 213H183V211H181ZM224 212H226V211H224ZM223 212V213H224ZM229 211H227V213H228ZM237 212H239L238 210L237 211H235L234 213H237ZM244 212V211H243ZM258 212V211H257ZM256 212V213H257ZM173 213H174V210H173ZM188 213V212H187ZM195 214H192V215H195V216H198V218L196 219L195 218V220L194 219H192V218H190V217H188V215L189 214H187V216L185 217L184 215H183V217L181 216V217H178L179 216V214L176 216V215H174V216H176V217H178V218H176L177 219V221L176 222H178L177 224L178 225H175V226H172V228H171V231H170V229H169V232L168 233H166V231L164 230L163 231V233H166V234H163V236H164V238H167V239H174V240H176L177 238H184L185 239V241H187L188 239H190L191 240V238L190 237H192L193 238V236H194V239L195 240H197L196 239V235L198 236L199 234V236L202 238L203 236H206V235H203V234H206V233H208V234H210V235H212V237H210L209 236V238L210 239H208L207 240V238L204 240L203 238V240L204 241H206V243L208 242V243H210L211 242V240H214L213 242L215 243V241L217 242V243H215V247H214V243L213 244H211V245H209L208 243V245L209 246H212L213 248L212 249H210L209 247H208V250L209 251H211V250H213L214 252H208V250L205 248V250H204V248H202L201 246H199V247H201L200 249V251H199V249H197V247L196 248H192V250L194 249V250H196V251H192L191 249V251H189V253L190 252H192L191 253V256L189 255V259H191L192 257V259H194L195 258V256H198V257H196V259H197V261L199 262H197L198 264H204V263H206V264H264V218H263V222L261 221H257V220H261L260 218H262V217H260L259 219H257V220H252V218L255 216H253L252 218H251V222H250V219H248L247 220V214H245L246 216L244 217V215H242L243 213L241 212V214H240V212L237 214V215H233V213H231L232 215H231V218H230V220H227V221H230L229 222V225L230 226H228V223L226 222V218H225V216H224V221H222V222H224L226 225H224V223H223V225L222 226H220V225H217L216 223H219V222H217L219 219L221 220V217H219V219L217 220V218H216V216H214L216 219H214V221H213V219L212 218H207V217H211V215L210 216H207V215H205L204 213H196V212H194ZM211 213H212V211H211ZM218 213V212H217ZM220 213V212H219ZM218 213V215L220 216V214ZM262 213V212H261ZM103 214H105V213H103ZM181 214V213H180ZM184 214V213H183ZM186 214V213H185ZM229 214V213H228ZM259 214H260V211H259ZM167 215V214H166ZM168 215H169V213H168ZM223 215H226V213L225 214H222V216ZM22 216V215H21ZM109 216V217H110ZM116 216V217H117ZM189 216H191V214L189 215ZM229 216V215H228ZM249 216V215H248ZM257 216V215H256ZM104 217V216H103ZM107 216H105L104 218H102L103 220H105V219H109L108 217L106 218ZM122 217V216H121ZM127 217V216H126ZM173 217V216H172ZM218 217V216H217ZM259 217V216H258ZM114 218V217H113ZM129 218V217H128ZM169 218H171V217H169ZM188 218V219H187ZM192 219V220H190V219ZM249 218V217H248ZM256 218V217H255ZM110 219H112L111 217H110ZM109 219V220H110ZM117 219V218H116ZM118 219H119V217H118ZM117 219V220H118ZM121 219V218H120ZM125 219V218H124ZM167 219V218H166ZM174 219V218H173ZM175 219V220H176ZM212 219V220H211ZM222 219V220H223ZM228 219H229V217H228ZM17 220V221H18ZM126 220H127V218H126ZM165 220V219H164ZM164 220H162V221H164ZM179 220H180V222H183V224L182 223H180L179 222ZM183 220V221H182ZM190 220V221H189ZM247 220V221H246ZM123 221V220H122ZM167 221H169V220H167ZM171 221V220H170ZM169 221V222H170ZM173 221V220H172ZM192 221V222H191ZM194 221V222H193ZM215 221H216V223H215ZM118 222H119V220H118ZM124 222V221H123ZM175 222V223H176ZM247 222H249V223H247ZM121 223V222H120ZM141 223V222H140ZM163 223H166V222H163ZM168 223V222H167ZM174 223V224H175ZM156 224H158V223H156ZM162 224V223H161ZM241 225L242 227H244L245 225H247L248 226V228H249V232L246 230L247 228H244L245 230L244 231H246V232H248V233H250L249 235H250V237L248 238L247 236V234H245V232H243V229H241V228H239L238 227V229H237V227L235 228V226L234 225ZM10 225V226H9ZM12 225V226H11ZM138 225V224H137ZM140 225V224H139ZM169 225V223L167 224V226ZM239 225V226H240ZM159 226V225H158ZM177 226V227H176ZM247 226H245V227H247ZM138 227V226H137ZM139 227H141V226H139ZM138 227V228H139ZM160 227V226H159ZM158 227V228H159ZM162 227V226H161ZM163 227L165 228V226L163 225ZM169 227V226H168ZM174 227H176V228H174ZM120 229V228H119ZM168 229V228H167ZM119 231V230H118ZM123 231V230H122ZM131 231V230H130ZM160 231H162V229L160 230ZM159 231V232H160ZM168 231V230H167ZM90 232H92V231H90ZM129 232V231H128ZM132 232V231H131ZM127 233V230H126V232H125V234ZM134 233V232H133ZM160 234V233H159ZM191 235V236H190ZM202 235V236H201ZM251 235H252V237H251ZM17 236V235H16ZM104 237H105V234L103 235ZM127 236V235H126ZM160 236V235H159ZM198 236V237H199ZM18 237V236H17ZM189 237V238H188ZM163 238V237H162ZM163 238V239H164ZM212 238V239H211ZM18 239V238H17ZM77 239V238H76ZM119 239V238H118ZM183 239V240H184ZM187 239V240H186ZM69 240H71V239H69ZM97 240V239H96ZM136 240V239H135ZM18 241V240H17ZM16 241V242H17ZM88 241L89 240H86V239H84V238H80V239H78V240H76V241H74V242H66V243H64V245H66V247L63 245V243L60 241V243H58V244H56V243H52L50 246H49V252H50V255H51V257H53L54 258V256H57L58 258L60 257V256H63L64 255V258H62V259H67L66 257H68L69 255L72 257V258H74V260L77 258V256H83L84 254H85V256H87V257H84L85 258V260H82L81 259V261H83V263H81L80 262V260L79 259H77L76 261H77V263L75 262V261H73L72 259H71V257H69L67 260H65V261H67V262H69L70 261V263L72 262H74L73 264H87L88 263V261L87 260H89V263L91 262V257H96V259H94L93 258V261H94V264H98V263H100V262H95V260L97 261V260H100V259H97V257L100 255L99 254V252H102L101 250H99L100 248L99 247H97L96 249L95 248H93V247H90V243H88ZM182 241V240H181ZM180 241V242H181ZM194 241V240H193ZM200 241V240H199ZM203 241V242H204ZM113 241H111V243H112ZM176 242H177V240H176ZM203 242H202V245H203ZM92 243L93 242H91V245H92ZM95 243V242H94ZM98 243V242H97ZM178 243V242H177ZM198 243V242H197ZM201 243V242H200ZM206 243H204V245H203V247L204 246H206L205 244ZM47 244V243H46ZM169 244V243H168ZM168 244H167V246H168ZM184 244H185V242H184ZM61 245H63L62 247H61ZM94 245V244H93ZM171 245V244H170ZM200 245V244H199ZM165 246V245H164ZM195 246V245H194ZM59 247H61V249L59 248ZM64 247L66 248V249H64ZM96 247V246H95ZM198 247V248H199ZM15 248V247H14ZM13 248V249H14ZM37 248H39V247H37ZM93 248V249H92ZM62 250V251H60V250ZM67 250L66 252V256H65V251L64 250ZM103 249V248H102ZM112 249V248H111ZM118 249V248H117ZM216 249H217V252L219 253V251H221V253L222 254H220V255H218V253L216 252ZM48 250V249H47ZM160 250V249H159ZM180 250V249H179ZM219 250V251H218ZM112 251V250H111ZM117 251V250H116ZM177 251V250H176ZM187 251V250H186ZM198 251V252H197ZM203 252V251H205V252H203V253H199V252ZM207 251V252H206ZM109 252V251H108ZM107 252V253H108ZM194 252H197V254L195 255V253ZM42 253V252H41ZM68 253H69V255H68ZM84 253V254H83ZM103 253H105V252H103ZM112 253H114V250H113V252ZM112 253H111V255H112ZM176 253V252H175ZM178 253V252H177ZM82 254V255H81ZM183 254V253H182ZM195 255V256H192V255ZM53 255V256H52ZM68 255V256H67ZM108 255L110 256V253H108ZM108 255H107V257H108ZM116 255V254H115ZM135 255V254H134ZM88 256H89V258H88ZM103 256V255H102ZM105 256V255H104ZM118 256V255H117ZM120 256V255H119ZM140 256V255H139ZM76 257V258H75ZM82 257V258H83ZM106 257V256H105ZM106 257V259L107 260H105V262L107 263V264H109L108 263V258ZM191 257V258H190ZM61 258V257H60ZM59 258V259H60ZM184 258H185V256H184ZM183 258V259H184ZM87 259V260H86ZM102 259H103V257H102ZM178 259V258H177ZM183 259H181L182 261H184ZM61 260V259H60ZM78 260H79V262H78ZM104 260V259H103ZM102 260V261H103ZM115 260V259H114ZM113 260V261H114ZM165 260H167V259H165ZM165 260H163V261H165ZM168 260H170L169 258H168ZM167 260V261H168ZM175 260V259H174ZM180 260V258H179V260L178 261H181ZM188 260V257H187V259H186V263L187 262H190V261H187ZM195 260V259H194ZM64 260L62 261V262H65ZM101 261V260H100ZM128 261V260H127ZM167 261H165L166 263L165 264H167ZM192 261V260H191ZM122 262V261H121ZM185 262H182V263H185ZM194 261H192V262H190V263H193ZM200 262H203V263H200ZM103 263V262H102ZM102 263H100V264H102ZM170 263V262H169ZM178 263H180V262H178ZM177 263V264H178ZM181 263V264H182ZM196 263V264H197ZM91 264H93V263H91ZM111 264V263H110ZM112 264H113V262H112ZM171 264V263H170ZM175 264V263H174Z\"/></svg>",
    "mask_w": 264,
    "mask_h": 264
}]
</instances>
